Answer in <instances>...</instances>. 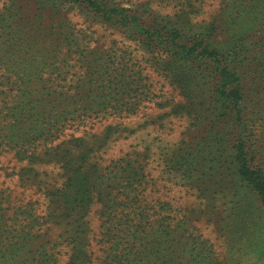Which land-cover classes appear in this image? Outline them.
I'll return each instance as SVG.
<instances>
[{"label":"trees","instance_id":"16d2710c","mask_svg":"<svg viewBox=\"0 0 264 264\" xmlns=\"http://www.w3.org/2000/svg\"><path fill=\"white\" fill-rule=\"evenodd\" d=\"M159 1L180 10L0 2V264H264V0H220L199 23L202 0ZM103 25L122 38L101 42ZM156 98L186 135L106 156L135 129L87 133ZM170 183L193 205L165 197Z\"/></svg>","mask_w":264,"mask_h":264},{"label":"rangeland","instance_id":"374dc122","mask_svg":"<svg viewBox=\"0 0 264 264\" xmlns=\"http://www.w3.org/2000/svg\"><path fill=\"white\" fill-rule=\"evenodd\" d=\"M219 1L220 0H202L201 2H193L190 7L191 9L189 10L190 20L194 23L207 21L218 8ZM120 3L122 6L131 8L132 10H141V6L145 4L149 7V9L158 11L162 14H168L170 16H173L180 10L179 6L166 4L160 2L159 0H120ZM146 14H148V12H146ZM97 29L99 35L102 34L105 36V38L100 39L101 42L104 41L106 43L111 39L119 40L122 38L121 35H119L117 31H115L110 26L103 25ZM127 42L130 41L127 40ZM130 44L133 45V42H130ZM148 65L149 66H147L145 72L149 76V82H152L157 93H159L158 89L161 88L166 98H174L175 101H180L182 96L179 94L178 88H175L173 84L168 82V79H164L161 73L155 70L150 65V63H148ZM158 102H160V98H156L154 101L145 103L140 111L134 116L124 119H109L99 125H95L92 129H86L88 130L87 133L101 132V130H103V128L108 124H121L135 129V132L132 134L130 133L126 138H120L117 141L112 142L106 152V156L120 155L122 152L128 149V145L131 143H147L153 138L160 140L163 139L166 142L167 140L180 139L186 135V128L184 129L182 121L170 114H167L171 103L158 104ZM160 115H162L161 118H159ZM77 134L80 135L81 133L77 132ZM8 164L10 166L16 165L13 163ZM15 179L17 180L16 175L14 176V180ZM170 184V190L165 197L171 199L174 205L177 206L193 205V197L186 194L179 185H173V183ZM27 189L28 190H26V194L35 191L34 187H29ZM32 195L37 196L38 193H32ZM158 195L161 196V194ZM196 224L201 229V231L210 238V241L217 246L219 251H225L224 238L216 230V227L212 221L206 220L205 217H200L197 219Z\"/></svg>","mask_w":264,"mask_h":264}]
</instances>
